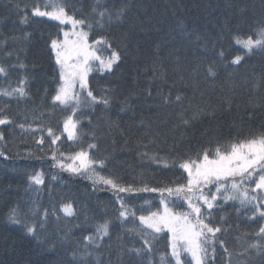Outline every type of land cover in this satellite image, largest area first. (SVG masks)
I'll list each match as a JSON object with an SVG mask.
<instances>
[{
  "label": "trees",
  "instance_id": "obj_1",
  "mask_svg": "<svg viewBox=\"0 0 264 264\" xmlns=\"http://www.w3.org/2000/svg\"><path fill=\"white\" fill-rule=\"evenodd\" d=\"M18 2L19 12L9 0H0V40L7 41L0 49V63L16 64L18 55L25 67L10 69L8 77H0V88L11 90L18 86L19 79L27 77L28 96H0V109L11 121L1 125V132L14 135L13 129L20 128L18 121L24 124L23 129L34 123L47 143L37 147L22 144L16 138L0 141V152L4 153L0 156V264H68L72 252L83 249L85 242L80 238L92 232L94 214L111 223L109 236L89 261L127 264L124 249L133 245L139 248L142 240L139 235L129 234L116 219L117 195L125 199L137 217L158 212L163 206L162 199L175 210H183V205L165 192L117 194L109 186L93 184L84 176L63 174V179H59L56 172L59 166L52 160V153H56L57 160L65 161L58 150L69 146L79 151L87 149L89 143H96L98 147L90 151V156L106 160L104 168L98 167L105 177L134 188L145 185L174 188L185 183L182 170L171 167L174 159H195L202 148L264 133V53L256 51L239 65H217L218 75L214 79L206 72L210 60L215 59L211 41L221 34L228 37L239 31L246 36L258 31L264 24V0H103L107 7L127 5L120 22L102 26L94 23L91 29L99 30L95 36H103L110 42L104 24L112 27L111 30H119L120 47L117 48L122 59L112 72L90 74V88L98 97L108 95L110 104L107 108L101 104L76 113L74 118L80 121V136L76 141L61 135L63 120L70 111L51 107L58 72L50 42L60 38L63 26L44 17L38 21L31 15L34 4L46 9L47 0ZM58 2L54 0L55 4ZM74 3L75 0H67L69 14L91 18L92 14L84 12L87 11L83 8L85 1ZM25 14L28 21L22 22ZM212 28L216 31L208 34ZM25 35L29 38L24 39ZM197 37L200 45L195 42ZM204 41L209 42V49L202 60L198 47ZM222 43L226 44L230 56L238 54L228 39ZM5 51H12L14 55L5 57ZM177 96L181 97L179 102ZM181 117L189 123H181ZM48 127L61 135L55 145L50 143ZM20 138L34 143L41 139L34 140L28 135ZM153 156L166 160L169 167H164L163 160L154 162ZM34 172L43 173L42 185L29 182ZM18 176L27 178L30 185L20 187ZM95 191L103 195L102 202L94 201ZM65 203L72 204L74 216L64 215L61 206ZM12 208H17L22 216L27 215L29 222H36V216L40 217L32 215L33 209L41 212L48 209L53 224L48 232L44 227V232L54 234V243L49 248L34 244L21 225L8 222L5 214ZM252 216L250 206L241 207L236 201L223 203L213 210V224L222 228L217 236L228 246L236 245L234 229L242 228L250 245L264 244L257 235L262 219L255 215L253 220ZM135 225L139 230L138 219ZM127 227H133L131 218ZM148 239L153 237L149 235ZM153 240L152 251L143 257L141 264H148L149 260L159 264L165 254L171 260L167 233L156 234ZM226 249L216 255L214 264H250L251 259V264H264V255L250 246L242 257L237 254L230 257V250ZM223 255L230 257L227 262L219 260ZM109 258L118 260L108 261Z\"/></svg>",
  "mask_w": 264,
  "mask_h": 264
},
{
  "label": "snow or ice",
  "instance_id": "obj_2",
  "mask_svg": "<svg viewBox=\"0 0 264 264\" xmlns=\"http://www.w3.org/2000/svg\"><path fill=\"white\" fill-rule=\"evenodd\" d=\"M17 12L21 11L18 0H9ZM49 6L52 10H42L39 4H34L31 10L33 17H47L51 20L58 21L60 25L71 24L73 31H64L63 40L52 39L50 42V51L54 54L55 65L58 66V86L55 89V95L51 97L53 109L60 108L62 111H70L63 120V132L66 133L67 140L76 141L80 133L78 125L80 121L74 119L76 113L83 108L93 109L96 105H104L107 108L110 104V97L104 95L98 97L94 94L89 86V73L93 71L94 66L99 71L112 72L118 67L122 56L118 48H113L111 42L101 37L93 43L88 42V31L84 28L92 29L93 24L103 25V23H118L125 15L127 5L116 9L115 12L104 6L103 0H95L92 7L91 18H77L74 14H69V5L67 0H59L56 4L44 5ZM26 7V6H25ZM28 16L24 15L22 22H27ZM76 29H79L78 31ZM75 37V39H72ZM28 35L24 39H28ZM14 39V38H13ZM224 37L221 34L216 40L211 41L212 51L215 59L210 60L206 67L207 75L210 78H216L219 66L239 65L246 56L254 54L256 51L264 53V24L258 31L251 34L243 35L239 31L230 33L228 36L229 43L236 49L238 54L229 55L222 43ZM197 45L201 40L197 37ZM6 40H0V49L6 45ZM209 49V42L204 41L202 47H198L201 58L206 57ZM107 52L104 56L102 53ZM14 55L12 51H5V57ZM95 62V64H94ZM24 68L25 65L19 60L17 55L16 64L0 63V77H8L10 69ZM27 77L18 80V86L11 88H0V96L24 98L28 96L26 88ZM109 90H106V92ZM150 94V93H149ZM167 99V98H166ZM181 100L180 96L176 101ZM125 105L127 102L125 101ZM91 122V121H90ZM10 119L3 115V109H0V125L10 124ZM181 123L187 125L188 119L181 117ZM24 128V124L19 125ZM47 135L51 138L50 143L55 145L61 139L51 128H47ZM93 139L95 136L93 135ZM4 140V135L0 132V141ZM38 145H43L44 138L37 141ZM96 143H89L87 149L81 148L73 155L66 159L71 161L65 163L64 160H57L55 152L52 153V160L64 171L75 175H84L90 179L93 184H103L114 189L119 193H138V192H167L169 196L175 195L182 197L187 204L189 211L175 213L169 207V202L162 199L163 212H152L149 215L136 216V212L130 208L125 199L117 195L119 208L116 219L121 226L126 227L129 234L139 235L142 240V246L135 245L124 249L128 256L127 264H141L145 255L152 251V241L148 239L151 235L155 239L156 234L164 232L165 229L171 234L169 238L170 256L167 254L160 257L161 264H214L216 257V244L222 247L224 241L217 236L222 232L220 226L213 224V210L221 207L228 201H239L241 207L250 206L253 212L251 219H256L255 213L259 212L260 218H264V133L238 139L229 144H219L215 146L202 148L195 159L181 157L172 161L171 167H178L187 173L186 183L178 184L176 187H143L134 188L132 185L123 186L113 178H107L99 175L94 166L104 168L105 159H94L90 156V151L97 149ZM4 153L0 152V156ZM63 156V153L60 154ZM147 156V153L143 154ZM154 162H160L163 158L157 156L151 157ZM164 167H169L166 160H163ZM92 172L89 175V172ZM31 184L42 185L44 183L43 173L34 172L30 175ZM207 189V191H206ZM214 189V191L212 190ZM61 210L64 215L71 217L75 215L72 204H62ZM55 209L52 214L55 215ZM32 215H40L38 222H29L27 215H21L17 208L9 211L7 220L13 225H21L28 235L37 240V243L43 245L47 241L42 238L44 225L49 217V210L33 209ZM133 227H127L129 220ZM138 219L139 230L135 225ZM111 221L105 220L103 224L95 227V232L83 237V249L79 252L73 251L68 264H91L89 257L93 256L95 249L100 248L105 237L109 236V224ZM148 230H151L150 232ZM258 236L264 239V225L258 229ZM257 252L264 255V244L259 242L250 245ZM91 248V250H90ZM227 251V249H224ZM184 254H187L188 259ZM148 264H152L151 260Z\"/></svg>",
  "mask_w": 264,
  "mask_h": 264
},
{
  "label": "bare ground",
  "instance_id": "obj_3",
  "mask_svg": "<svg viewBox=\"0 0 264 264\" xmlns=\"http://www.w3.org/2000/svg\"><path fill=\"white\" fill-rule=\"evenodd\" d=\"M86 2L87 4L83 7L85 10H87V11H84V12H88V13H90V14H92V7L94 6V4H95V0H76L75 1V3L74 4H82L83 2ZM105 7H107L106 5H104ZM107 8H109L111 11H113V12H115V10L116 9H118L119 7H117V6H110V5H108V7ZM91 9V10H90ZM36 18V20H38V21H41V17H35ZM59 24V23H58ZM60 25V24H59ZM62 26V25H61ZM104 28H105V30H106V32H107V35L110 37V40H111V43H112V46H113V48L115 47V48H117V47H120V45H119V42L117 41V40H119V38H120V31L119 30H117V29H113V30H111L112 29V27H109L108 26V24H104ZM84 31H88V33H89V35H88V39H89V41H90V43H93V41H95V40H97V39H99V38H101V37H103V36H95V33H97L99 30H94V32L92 31V30H88L87 28H84L83 29ZM91 31H92V35H91ZM216 30H213V28H212V30H209V32H208V34L209 33H211V34H213L214 32H215ZM214 35H216V34H214ZM90 38L92 39V40H90ZM228 39V37H224V40L226 41ZM224 47L226 48V44L224 43ZM228 47V46H227ZM107 53V52H106ZM230 53V51L228 50V54ZM101 73H108L107 71H103V72H101ZM164 100H166L165 98H164ZM166 104V103H165ZM3 115H5L4 113H3ZM20 123H21V121H18L16 124H18V125H20ZM36 125V124H35ZM34 125V123H33V125H30L28 128H26V129H22V128H18L17 126L13 129V133H14V135H4V139H14V138H16V139H18V140H20V142L23 144H28V145H30V144H35V145H37V147H39V145H38V143H34V142H28V141H24L23 139H21L20 137H24V136H29L31 139H34V138H36L37 136H39L40 138L41 137H43L40 133H39V130H37V127ZM1 129H2V127H1V125H0V132H1ZM26 130L28 131V132H30L31 133V135H29L27 132H26ZM39 137H37V138H39ZM34 139V140H38V139ZM44 138V137H43ZM44 143H47V142H45L44 141ZM59 151V156H60V154L61 153H63V157L64 158H67L68 156H70V155H73L76 151H73V149L72 148H69V146L68 147H66V149L65 148H62V150H58ZM65 163H70L71 161H68L67 159L64 161ZM99 166H94V169H95V171L97 172V173H99V175H101V176H104V173H103V171L101 170V169H99L98 168ZM178 170V169H177ZM182 170V169H181ZM57 174L59 175L58 176V178L59 179H63V174H65V175H67V176H74V174H72V173H70V172H68V171H64V170H62L60 167H58V169H57ZM182 172L184 173V171L182 170ZM92 174V172H91V170H90V172H89V175H91ZM80 176H84V175H80ZM184 176L186 177V175H185V173H184ZM20 176H18V177H16L17 178V181L19 182L20 181V187H26V186H29L30 184H29V182H30V180H29V182H28V180H27V178L25 179V180H23V178H19ZM105 177V176H104ZM92 196H93V198H94V201H97V202H102L103 201V195H99V193H97L96 191L95 192H93V194H92ZM115 200V202H118L117 201V198H115L114 199ZM114 209H112L111 210V212L112 213H114ZM8 212L5 214V217L6 216H8ZM94 218H93V230H92V232H90V233H86L84 236H87V235H89V234H92V233H94L95 232V227L98 225V224H103L104 222H105V220H107L105 217H103L102 219L99 217V216H97L96 214H94V216H93ZM41 219V216L39 217V216H36V222H38L39 220ZM53 224V222H52V218L51 217H48V219H47V222L45 223V225H44V227H46V230H47V232L50 230L49 229V227L51 226ZM92 226V225H91ZM62 227V226H61ZM56 233H58L59 234V232L58 231H55ZM234 232H235V234H234V238H235V244L236 245H231V246H228L227 244H225L224 243V245H223V247L219 244V243H217L216 244V255L217 254H219V255H221L222 254V252H223V250L227 247L229 250H230V257H234V255L235 254H237L238 256H240V257H242L246 252H248L249 251V246H250V242H249V238H248V236L246 235V233H245V231L242 229V228H236V229H234ZM25 235L27 236V237H29V238H32V240H33V242H34V244H36L38 247H46V248H49V245H51L52 243H54L53 242V239H54V237H53V235L54 234H49V235H47L45 232H44V230H43V234H42V238H44L47 242L46 243H44L43 245H40V244H38L37 243V240L36 239H34L33 237H31L30 235H28L27 234V232L25 231ZM83 236V237H84ZM83 237H81L80 238V240H82L83 241ZM151 241H152V244H154V240L153 239H150ZM77 243V242H76ZM50 253H51V251H49ZM186 257H187V254H184ZM230 257H228V256H225L224 257V255L222 256V257H220L219 258V260L221 259V261L222 262H227L228 261V259L230 258ZM90 258V257H89ZM188 259H190V257H187ZM92 260V259H91ZM90 260V261H91ZM108 261H115V260H118V259H111V258H109V259H107ZM217 261H218V259H217ZM216 261V262H217ZM214 262H215V260H214ZM251 263H253V261H252V259L250 260V264ZM159 264H161V263H159ZM172 264H174V261L172 262Z\"/></svg>",
  "mask_w": 264,
  "mask_h": 264
},
{
  "label": "rangeland",
  "instance_id": "obj_4",
  "mask_svg": "<svg viewBox=\"0 0 264 264\" xmlns=\"http://www.w3.org/2000/svg\"><path fill=\"white\" fill-rule=\"evenodd\" d=\"M76 1V0H75ZM52 10V8L51 9H49V11H51ZM45 18H47V17H45ZM47 19H49V18H47ZM49 20H51V19H49ZM52 21H54V20H52ZM54 22H57V23H59L58 21H54ZM62 26H64L63 28V32L64 31H73V29H72V26H71V24H66V25H62ZM77 31L79 30V29H76ZM63 32H62V34H61V36H60V38H59V40H63L64 39V36H63ZM72 39H75V37H72ZM89 44H91V43H89ZM104 56H107L108 55V53H106V52H103L102 53ZM54 55V54H53ZM94 64H95V62H94ZM57 69H58V66H57ZM93 70H97L96 69V67L94 66V68H93ZM99 71V70H98ZM100 72H103V71H100ZM58 73H59V69H58ZM81 111V110H80ZM79 112V111H78ZM71 114V112L69 113V115ZM75 119V118H74ZM65 134V136L67 137V135H66V133H64ZM68 163V162H67ZM185 173V172H184ZM185 175H186V177H187V173H185ZM213 191H214V189H212ZM206 191H207V189H206ZM178 201H183L184 202V200H183V198L182 197H179L178 198ZM238 201V200H237ZM229 202V201H228ZM239 202V201H238ZM185 203V202H184ZM186 204V203H185ZM186 207H187V205H186ZM187 210H188V208H187ZM189 211V210H188ZM163 212V210L161 211V213ZM174 212V211H173ZM175 213H178V212H175ZM257 214H259V212H256ZM264 223V222H263ZM264 225V224H263ZM165 231H166V229H165ZM169 236H171V234L169 233ZM264 240V239H263ZM171 251V250H170Z\"/></svg>",
  "mask_w": 264,
  "mask_h": 264
}]
</instances>
